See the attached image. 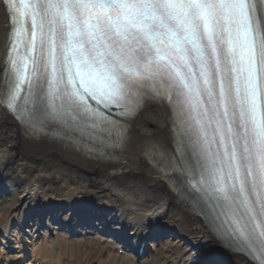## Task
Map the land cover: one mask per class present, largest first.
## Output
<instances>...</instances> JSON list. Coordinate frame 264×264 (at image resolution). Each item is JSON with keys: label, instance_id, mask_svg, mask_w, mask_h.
I'll return each instance as SVG.
<instances>
[{"label": "snow or ice", "instance_id": "obj_1", "mask_svg": "<svg viewBox=\"0 0 264 264\" xmlns=\"http://www.w3.org/2000/svg\"><path fill=\"white\" fill-rule=\"evenodd\" d=\"M0 4V109L25 135L130 154L264 264V0ZM149 102L169 109L171 147L132 132Z\"/></svg>", "mask_w": 264, "mask_h": 264}, {"label": "bare ground", "instance_id": "obj_2", "mask_svg": "<svg viewBox=\"0 0 264 264\" xmlns=\"http://www.w3.org/2000/svg\"><path fill=\"white\" fill-rule=\"evenodd\" d=\"M8 24L5 7L0 4V46L3 52ZM169 115L167 106L148 103L132 121V132L142 139L157 138L171 147ZM72 151L57 142L25 136L17 122L0 109V163H3L0 164V175L7 179L5 187L10 192L0 198L3 238L7 237L10 224L15 221L19 226L24 211L35 203L47 200L70 205L80 199L95 204L103 212L108 209L109 218L115 217L117 222L111 228L128 230L127 235L133 236V240L146 231L149 222L160 223L176 238L159 241L150 256L137 260L120 253L121 245L109 237L84 231L78 237H68L62 232L51 234L47 229H38V232L25 230L27 236L37 237V244L31 248V259L26 264H213L209 261L216 257L213 253L222 255L220 264H249L243 255L226 250L228 248L222 246L204 218L180 202L168 184L154 172L142 164L133 163L130 154L117 152L115 160L105 163ZM31 153L45 155L42 158L50 163V169L41 174L32 170L27 165L32 160ZM27 154L29 156L24 157ZM16 157H20L19 163L24 166L19 172L6 165ZM24 173L25 176H21ZM148 201L152 206L143 209L142 205ZM67 215L63 216V221L67 220ZM15 250L14 255H9L3 246L0 247V264H12L22 259L26 248L19 244ZM223 250L228 257H224Z\"/></svg>", "mask_w": 264, "mask_h": 264}, {"label": "rangeland", "instance_id": "obj_3", "mask_svg": "<svg viewBox=\"0 0 264 264\" xmlns=\"http://www.w3.org/2000/svg\"><path fill=\"white\" fill-rule=\"evenodd\" d=\"M0 50H1V46H0Z\"/></svg>", "mask_w": 264, "mask_h": 264}]
</instances>
